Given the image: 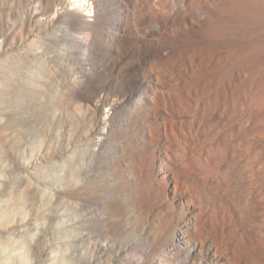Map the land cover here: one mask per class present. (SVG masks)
Instances as JSON below:
<instances>
[{
    "label": "bare ground",
    "instance_id": "bare-ground-1",
    "mask_svg": "<svg viewBox=\"0 0 264 264\" xmlns=\"http://www.w3.org/2000/svg\"><path fill=\"white\" fill-rule=\"evenodd\" d=\"M1 40L0 264H264V0H0ZM42 118L61 169L10 168ZM22 195L76 241L41 250Z\"/></svg>",
    "mask_w": 264,
    "mask_h": 264
},
{
    "label": "rangeland",
    "instance_id": "rangeland-1",
    "mask_svg": "<svg viewBox=\"0 0 264 264\" xmlns=\"http://www.w3.org/2000/svg\"><path fill=\"white\" fill-rule=\"evenodd\" d=\"M85 14V13H84ZM94 16V14L92 13ZM51 18H54L51 17ZM91 18V17H88ZM0 44H3V41H0ZM18 98V97H17ZM22 107L28 110L34 109L33 106L30 105H24L23 103L21 104V109ZM36 110V109H35ZM42 110V109H41ZM111 112H109L108 109L103 110V115L102 119L107 120L110 118ZM33 119V118H32ZM32 119H23L19 121V126L14 130L13 135L19 139V147L18 149L15 150H8L5 152L4 155V160L5 162L8 163V166L14 167L16 166V162L18 160L20 161L23 159V157L29 156L28 154L33 155V160H35V164L33 166L38 165L42 167V162H40V159L46 154L45 151L48 149L55 150V156L54 160H56V166L58 169H61L62 165V160L64 153L67 152V149L69 146L68 141L64 137L65 132L63 128H59L56 126V131H54V126H51L48 122V118H42L39 122H29ZM59 131V133H57ZM55 166V167H56ZM46 167V165L44 166ZM4 174H6V169L4 171ZM17 193L20 194L22 193L21 189L17 188ZM20 206L16 211L14 212V216L11 218L12 219V224H14L15 227H24L26 224L31 225L30 229L31 231H26L28 233H34L36 231H40L43 229L42 225H39L37 223L38 219H44L43 223H49L50 221L53 223V226L50 229V233H57L60 232L61 238L60 237H55L51 240H46L43 241L40 248L41 250L45 249H50V244L51 246H60L61 244H72L76 241L75 236L69 235L68 231L72 230V226H74L76 223L79 222L80 219L78 218H68L66 219L67 215H74L73 212H66L65 210L61 211L60 213L57 214H50L46 213L48 210L52 208V205H55L54 202L47 201L45 199L40 200L39 198H34L32 196L26 197L25 195L21 196L20 199ZM51 217H55L56 220H51ZM50 219V220H49ZM63 219V220H62ZM71 219V220H70ZM65 220V221H64ZM68 221V222H67ZM29 228V227H28ZM67 231V232H66ZM59 235V236H60ZM15 237L17 235H14ZM19 240V237H17ZM3 239H1L2 241ZM5 243V241H3ZM28 248H25V259L29 264H40V258L38 257V253H34L32 250L30 251L29 246H25ZM27 251V252H26ZM64 254V253H63ZM46 258H42L44 260ZM75 264V263H71Z\"/></svg>",
    "mask_w": 264,
    "mask_h": 264
}]
</instances>
